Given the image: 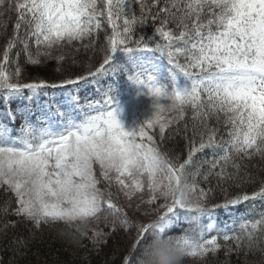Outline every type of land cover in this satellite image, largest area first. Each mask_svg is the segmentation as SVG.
Here are the masks:
<instances>
[{"label":"snow or ice","instance_id":"obj_1","mask_svg":"<svg viewBox=\"0 0 264 264\" xmlns=\"http://www.w3.org/2000/svg\"><path fill=\"white\" fill-rule=\"evenodd\" d=\"M57 229L74 264H264V0H0V264Z\"/></svg>","mask_w":264,"mask_h":264},{"label":"trees","instance_id":"obj_2","mask_svg":"<svg viewBox=\"0 0 264 264\" xmlns=\"http://www.w3.org/2000/svg\"><path fill=\"white\" fill-rule=\"evenodd\" d=\"M55 72L56 65L53 63L48 69L49 77L53 76ZM37 75V73H33L34 77ZM216 217L221 222V226L225 222L231 224L228 210H219L216 213ZM186 226L187 225H185V227ZM113 244H115V238L113 239ZM32 252L35 254L33 257V264H45V262H47V264H74V262L78 261L80 256L83 255V253L78 254L75 251L74 242L61 237L59 229L56 231H45L42 233L37 240L36 246L33 247ZM0 257H3L2 252H0ZM90 259L92 260V264H104L105 257L103 254H100L99 257H97L96 253L93 252ZM231 259L234 264L236 257L233 256ZM224 262L225 256L223 253H220L218 257V264H224Z\"/></svg>","mask_w":264,"mask_h":264}]
</instances>
